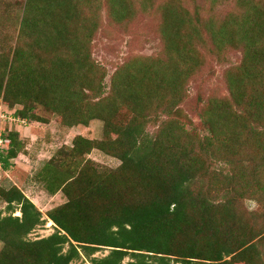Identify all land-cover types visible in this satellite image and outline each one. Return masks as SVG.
I'll return each mask as SVG.
<instances>
[{"label": "trees", "instance_id": "trees-1", "mask_svg": "<svg viewBox=\"0 0 264 264\" xmlns=\"http://www.w3.org/2000/svg\"><path fill=\"white\" fill-rule=\"evenodd\" d=\"M103 1L117 21L136 16L130 0H26L16 45L0 56V99L10 111L22 107L15 117L47 124L34 114L44 105L64 128L103 123L102 140L77 136L43 169L49 193L67 198L47 212L53 235L30 240L43 213L19 188L0 185L11 213L0 217V264H72L84 257L90 264H263L264 10L218 25L164 0L165 55L130 60L108 87L91 52ZM200 49L217 61L241 50L243 61L226 73L230 98H213L202 127L189 130L179 108L206 66ZM151 125L156 133L148 132ZM3 130L6 170L19 155V133L9 123ZM93 150L121 166L85 161ZM102 251L108 255L97 257Z\"/></svg>", "mask_w": 264, "mask_h": 264}, {"label": "rangeland", "instance_id": "rangeland-1", "mask_svg": "<svg viewBox=\"0 0 264 264\" xmlns=\"http://www.w3.org/2000/svg\"><path fill=\"white\" fill-rule=\"evenodd\" d=\"M130 1L131 3L128 5L129 12L132 11L136 14L133 19L127 18L125 22H120L111 18L108 15V7L104 1L99 13L100 28L93 39L91 52L94 61L107 72L106 84L108 87L111 85L114 74L130 60L138 57L159 59L165 55V44L159 30L162 22L160 17V14H162L161 5L164 0ZM171 1L173 2V0ZM175 1L185 5L192 15H199L202 21H214L218 25L237 13L245 17L251 10L253 18L257 13L253 9L261 8L264 10V0H216V3H212L211 0ZM25 3L26 0H0V56L7 53L8 47L16 45L18 39L17 32L19 31L18 19ZM249 3L253 4L250 6ZM87 10L90 15L89 8ZM200 51L206 59V66L190 80L188 97L179 108L182 114L180 117L189 130L200 129L202 127V112L205 107H208L213 98L221 100L230 98L231 94L225 79L226 73L230 69L239 67L243 61L241 50H230L221 61H217L212 56H209L202 49ZM2 101L1 98L0 102ZM1 104L4 103L2 102ZM0 107L2 106L0 105ZM6 109H4L5 112H0V115H7L5 113H9L7 117L9 119L11 114L22 109V107L16 106L12 108V111ZM34 114L48 123L41 124L30 120L14 123L13 126H10V131L12 130L15 133L21 132L20 134L25 137L24 135L27 134H23L22 129L18 127L31 128L33 125L32 128L36 130V133H33V140L35 142L32 143V147L27 150V143L29 142L26 143L20 140V134L17 145L19 146V155L33 153L36 156V161H30L24 156L23 159H20L23 166L16 171H10L9 174L18 185H23L24 194L31 192V190L32 192L35 191L31 196L37 198L35 200L36 204L26 194L25 196L43 213L44 224L38 227L29 237L32 241L49 237L56 232V226L48 218L46 210L51 211L53 207L57 208L67 202V198L62 192L59 193L60 197L58 199L51 200L52 195L47 190L46 184L41 181V175L46 164L53 158H58V153L61 149H71L77 136L81 135L97 141L103 139V123L100 121L92 122L87 130L79 127L64 128L63 119L54 115L47 106L36 105ZM121 116L126 118L128 116L130 118L131 114L125 112L121 113ZM163 119L165 120L166 118L164 117ZM157 131V126L151 125L148 128L149 133L153 134ZM5 155L8 156V154ZM88 160L97 163V165L103 168L112 170L118 169L122 164L117 158L111 157L99 150H93L91 154L87 155L85 161ZM13 161L15 163L16 160H12L11 163ZM221 168L226 169L227 165L222 164ZM3 170V166L0 163V185L4 189L10 190L14 182L7 176L9 172L5 174ZM252 207L255 206L252 205ZM7 209L8 205L0 200V217L11 214L7 212ZM15 212L14 216H22L21 212L17 211V209ZM105 255H108V251L99 252L96 256L103 257ZM72 264L90 263L84 257Z\"/></svg>", "mask_w": 264, "mask_h": 264}, {"label": "crops", "instance_id": "crops-1", "mask_svg": "<svg viewBox=\"0 0 264 264\" xmlns=\"http://www.w3.org/2000/svg\"><path fill=\"white\" fill-rule=\"evenodd\" d=\"M33 127V125L31 126V128H24V127H18V128H21L22 129V131H23V134H27V135H24L25 137H23L22 136V134H20L21 132L20 131H18V132H20L19 134H20V140H22V141H25L26 143L27 142H29V143H27V150L28 149H30L31 147H32V143H34L35 141L33 140V137H34V134L33 133H36V130L34 129V128H32ZM20 129V130H21ZM28 133H29V135H28ZM30 136V137H29ZM27 140H31V141H27ZM24 156H25V158L27 157L28 158V160H32V161H36V156L32 153H30V154H28V155H24V154H20V155H18V157L16 158V159H14V160H16L15 161V163H14V161L11 163V161H10V167H9V169H4L3 171H5L4 173L5 174H7L8 172V174H7V176L10 178V180L12 181V182H14L13 183V186H17L22 192H23V185L22 186H20V185H18V183H16V181H13V179H12V177L9 175L10 174V171H12V170H18V169H20L22 166H23V164L20 162V159H23L24 158ZM41 156V155H40ZM39 156V157H40ZM37 160H38V158H37ZM17 166V167H16ZM27 167V166H26ZM0 174H1V172H0ZM1 177V176H0ZM35 193V191L34 192H32V190H31V192H28V193H25L26 194V196L32 201V202H34L35 203V200L37 199V198H35V196H31L32 194H34ZM29 194V195H28ZM37 197H39V198H41L40 196H37ZM60 197V195L58 194L57 196H51V200H56V199H58ZM36 204V203H35ZM63 205V204H62ZM61 206V205H60ZM53 209H54V207H53ZM52 210V209H51ZM46 212H48L47 210H46ZM52 224V223H51ZM50 224V225H51ZM51 227H53L52 225H51Z\"/></svg>", "mask_w": 264, "mask_h": 264}, {"label": "built area", "instance_id": "built-area-1", "mask_svg": "<svg viewBox=\"0 0 264 264\" xmlns=\"http://www.w3.org/2000/svg\"><path fill=\"white\" fill-rule=\"evenodd\" d=\"M2 102H0V105L2 106V107H0V112H5L4 109H6V106H5V104H1ZM6 110H9V108L7 107ZM5 114H7V115H4V114L0 115V117H1L0 118V157L2 156L4 151L7 150V146H8V142L5 140L3 124L4 123H9V124H11L10 126H13L14 123H22V122H24V120H21L18 117H15V113L11 114L9 119L7 118L9 113H5ZM5 118H7V119H5Z\"/></svg>", "mask_w": 264, "mask_h": 264}]
</instances>
